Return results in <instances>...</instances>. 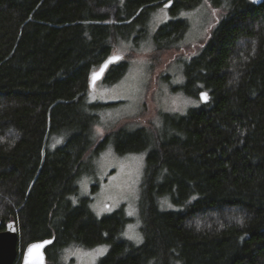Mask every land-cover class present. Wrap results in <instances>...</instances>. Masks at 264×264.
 <instances>
[{
  "label": "trees",
  "instance_id": "1",
  "mask_svg": "<svg viewBox=\"0 0 264 264\" xmlns=\"http://www.w3.org/2000/svg\"><path fill=\"white\" fill-rule=\"evenodd\" d=\"M166 1L174 17L205 1L227 12L185 69L184 92H206L208 102L165 115L164 138L119 130L96 150L116 141L119 153L141 152L154 143L137 246L123 237L122 212L98 219L90 200L71 198L99 123L100 105L87 103L92 75L119 41L140 38ZM187 26L163 25L157 49L179 42ZM127 68L121 60L104 78L116 83ZM0 221L2 231L18 225L15 264L45 239H54L47 264H63L71 245H109L100 264H264V0H0Z\"/></svg>",
  "mask_w": 264,
  "mask_h": 264
},
{
  "label": "rangeland",
  "instance_id": "2",
  "mask_svg": "<svg viewBox=\"0 0 264 264\" xmlns=\"http://www.w3.org/2000/svg\"><path fill=\"white\" fill-rule=\"evenodd\" d=\"M226 12L224 8H213L208 1L194 10L180 11L175 17L165 5L157 8L146 20V32L140 38L136 32L130 40L119 41L116 46L114 55L122 56V61L128 65L125 75L113 84L107 83L105 77L88 92L87 103L100 105L96 112L99 123L92 136L93 149L85 162L86 174L79 178V193L71 201L79 205L82 200H90L89 206L98 219L122 212L129 220L123 237L137 246L144 242L140 200L147 157L154 143L141 152L119 153L116 141L98 153L96 150L110 133L119 130L144 129L157 133L156 138H164L169 134L165 115L184 116L201 106L200 99L184 92L186 65L200 54ZM174 19L184 20L187 30L170 49L159 51L155 35ZM52 144L60 145V139L56 138ZM165 199L168 198L163 202ZM166 206L171 208L169 204ZM110 249L109 245L94 248L71 245L62 250L57 261L100 264Z\"/></svg>",
  "mask_w": 264,
  "mask_h": 264
},
{
  "label": "water",
  "instance_id": "3",
  "mask_svg": "<svg viewBox=\"0 0 264 264\" xmlns=\"http://www.w3.org/2000/svg\"><path fill=\"white\" fill-rule=\"evenodd\" d=\"M251 1L256 4H260L263 2V0ZM170 4H168L167 6H170ZM114 57H119V59L114 60ZM121 59L122 57L120 55H114L109 57L107 61L97 71L93 73L97 74L98 78L93 80L92 75L91 87L94 88L95 85L105 77L109 67L113 64L118 63L119 61H121ZM205 96L207 97L206 99ZM199 97L203 103H206L209 100V97L206 92H202ZM53 242L54 239H45L30 243L23 252L21 264H47V249L51 244H53ZM19 243L20 232L18 225L15 222H10L9 224H7L5 230H0V264H15V262L20 256ZM34 245H42V247L35 249L33 248ZM30 249L32 250L31 252L29 251Z\"/></svg>",
  "mask_w": 264,
  "mask_h": 264
},
{
  "label": "snow or ice",
  "instance_id": "4",
  "mask_svg": "<svg viewBox=\"0 0 264 264\" xmlns=\"http://www.w3.org/2000/svg\"><path fill=\"white\" fill-rule=\"evenodd\" d=\"M114 60L115 59H119V57H114L113 58ZM96 78H98L97 77V74H93V80H95ZM207 97L205 96V99H206ZM40 247H42V245H34L33 246V248H35V249H38V248H40ZM30 252L32 251L31 249L29 250ZM101 253L103 252V249H101V250H99Z\"/></svg>",
  "mask_w": 264,
  "mask_h": 264
},
{
  "label": "flooded vegetation",
  "instance_id": "5",
  "mask_svg": "<svg viewBox=\"0 0 264 264\" xmlns=\"http://www.w3.org/2000/svg\"><path fill=\"white\" fill-rule=\"evenodd\" d=\"M168 4H170V3H169V2L166 3L165 6H166V8H167L168 10H170V9H171L170 7L172 6V5H171L172 3L170 4V6H167ZM121 60H122V59H121Z\"/></svg>",
  "mask_w": 264,
  "mask_h": 264
}]
</instances>
